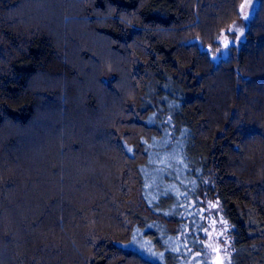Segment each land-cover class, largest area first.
<instances>
[{"label":"trees","instance_id":"trees-1","mask_svg":"<svg viewBox=\"0 0 264 264\" xmlns=\"http://www.w3.org/2000/svg\"><path fill=\"white\" fill-rule=\"evenodd\" d=\"M243 1L0 0V264H183L200 191L232 264H264V0Z\"/></svg>","mask_w":264,"mask_h":264},{"label":"rangeland","instance_id":"rangeland-1","mask_svg":"<svg viewBox=\"0 0 264 264\" xmlns=\"http://www.w3.org/2000/svg\"><path fill=\"white\" fill-rule=\"evenodd\" d=\"M258 3L259 0L243 1L242 11L245 18L248 19L252 15ZM246 28V19L234 23L230 28V35L225 33L223 43L229 44L228 39L239 43L245 37ZM222 52L228 53V47L222 49ZM161 167L165 173L167 169L176 167V163L174 160H161ZM196 195L188 193L185 197L187 200L181 204L179 215L183 223L176 236L179 259L183 264H203L204 261L207 264H232V226L223 215L216 198L208 196L207 191L204 195L201 191ZM155 246H157L156 242Z\"/></svg>","mask_w":264,"mask_h":264},{"label":"snow or ice","instance_id":"snow-or-ice-1","mask_svg":"<svg viewBox=\"0 0 264 264\" xmlns=\"http://www.w3.org/2000/svg\"><path fill=\"white\" fill-rule=\"evenodd\" d=\"M235 41H232V43H234Z\"/></svg>","mask_w":264,"mask_h":264}]
</instances>
